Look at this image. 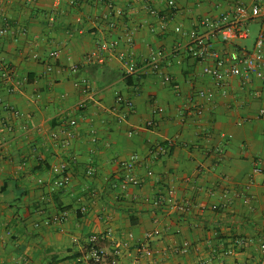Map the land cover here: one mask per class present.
<instances>
[{
	"label": "crops",
	"instance_id": "obj_1",
	"mask_svg": "<svg viewBox=\"0 0 264 264\" xmlns=\"http://www.w3.org/2000/svg\"><path fill=\"white\" fill-rule=\"evenodd\" d=\"M143 1L0 0V8L27 30L19 43L12 35L2 39L0 56L31 82L26 95H12L0 78L3 103L22 112L16 119L0 104V150L5 148L0 152V219L10 225L7 230L0 224V264H262L264 79L242 84L230 78L222 88L203 75L202 64L185 47L186 33L204 19H218L230 3L251 6L257 0H177L181 13L175 16L169 15L166 0H147L158 9V17L145 12ZM109 3L124 12L113 17L115 30L104 19ZM88 14L95 18L91 32L73 38L66 35L67 27H80L79 15ZM52 15L55 23L49 20ZM262 29L260 22L250 38L215 46L252 48ZM129 32L134 34L132 44L127 43ZM101 35L119 40L118 52L135 59L152 49L165 50L163 68L173 82L147 73L126 77L119 68L118 52L105 64H88L85 56ZM35 38L40 44L31 47L29 41ZM58 49L60 58L50 60V52ZM34 52L38 59L33 58ZM47 63L54 65V71L43 76ZM72 65L80 70L71 72ZM82 78L90 81L93 90L106 91L102 115L90 120L85 111L76 112L78 134L64 148L50 132L65 126V111L83 98L75 85ZM201 90L212 91L216 103L196 114L187 108L193 101L207 105L199 97ZM35 94L40 95L37 104L31 101ZM118 94L132 98L134 109L117 104ZM47 106L52 108L51 115L44 113ZM157 107H163L164 113L154 114ZM119 116H124L123 130L116 129ZM154 117L159 125L148 129L146 123ZM91 127L97 144L91 141ZM160 145L168 148L167 154L158 153ZM134 157L137 175L147 176L149 171L153 175L142 186L115 188L126 173L125 163ZM63 160L70 166L73 181L51 192L52 167ZM88 168L94 169L93 175H86ZM40 178L44 185L39 184ZM187 178L189 183L184 181ZM250 183L253 209L244 202ZM160 195L172 197L184 210L159 207ZM82 203L88 205L86 215L79 211ZM61 215L66 217L62 225L52 222ZM94 236L106 252L100 263L91 253ZM186 242L187 251L179 253L177 249ZM143 245L155 250L153 256L141 251ZM66 252L78 257L55 261V255Z\"/></svg>",
	"mask_w": 264,
	"mask_h": 264
},
{
	"label": "built area",
	"instance_id": "obj_2",
	"mask_svg": "<svg viewBox=\"0 0 264 264\" xmlns=\"http://www.w3.org/2000/svg\"><path fill=\"white\" fill-rule=\"evenodd\" d=\"M166 4L169 7V15L175 16L177 13H181V9L177 3V0H166ZM143 7L145 12L151 14L153 17L159 16V11L153 7L149 1H143ZM107 12L104 14V19L108 22L111 30H115L117 25L113 21L114 16H122L123 10L116 7L115 4L109 3ZM51 22H56V18L52 15L49 17ZM264 24V0H257L253 5L249 6L241 2H233L228 4L227 11L222 14L218 19L206 18L197 27H194L186 33L187 44L186 50L190 57L200 62L203 66V75L208 76L215 80L219 86L225 88L227 81L230 78L238 79L242 84H247L254 79H264V30H260L254 42L252 48L245 46L239 48H233L231 50H220L216 48L217 43H233L237 40L250 38L256 30L258 23ZM77 25L80 27L77 29H71L67 27L65 30L66 35L73 38L76 35H85L94 29L95 18L93 15H79L76 19ZM177 32H182L181 26L176 27ZM9 35L13 36L16 43L21 41V38L27 35L25 27H18L14 19L8 16L3 9L0 8V41ZM133 32L127 33V43H133ZM40 44V39L35 38L29 41L31 47H36ZM120 45L119 40H107L104 36L98 37L95 48L85 56V60L88 64H105L108 62L109 57L118 52ZM61 50L51 51L49 56L50 60H58L61 56ZM119 68L126 77L138 75L139 73H147L156 75L166 83L171 84L173 78L170 74L164 71L163 61L166 57V52L163 49H152L150 52L141 59H135L130 57L126 52H118ZM33 58L38 59L39 54L34 52ZM71 72L77 73L80 70L79 65H72L70 67ZM54 71V65L47 63V65L41 71L43 76H47ZM0 78L4 82L5 88L12 95H26L31 85L28 76L21 74L19 68L15 65L9 64L5 58L0 56ZM75 85L81 89L84 93L83 98L76 104L74 108H69L65 111L66 123L62 128L52 130L50 137L57 141L64 148L71 146L72 141L77 137L78 127L80 120L76 116V112L85 111L88 114L90 120H98L101 118L103 109V99L106 97V91L93 90L92 84L87 78L79 79L75 82ZM62 97H65L64 95ZM199 97L207 102V105L202 106L197 101H193L188 110H193L196 114H203L211 109L216 103L215 94L212 91L201 90ZM40 98L39 94H35L31 99L33 104H37ZM116 102L120 106L128 109H134V101L132 98L118 94ZM0 104L4 111L11 114L16 119L22 117V112L10 104H4L2 98H0ZM180 114H183L181 107H177ZM165 109L163 107H157L154 109V114H162ZM46 115L52 114V108L47 106L44 108ZM260 117L264 118V109L260 111ZM124 116H119L116 122V129H124ZM107 127L109 123H105ZM159 125V121L154 117L147 121L146 127L148 129H155ZM91 141L94 144L98 143V138L95 129L92 127ZM128 135L132 136L133 131H128ZM35 152L36 147L32 148ZM160 155L167 154L168 148L160 145L157 148ZM0 152L3 154L5 148H2ZM137 157H134L131 161L125 163L126 173L115 188L121 187L127 189L130 186H142L147 178L153 175L152 171H149L147 176L137 175L135 173V163ZM53 179L49 185L51 192L67 188L73 181L70 166L67 161L63 160L57 165L52 167ZM86 175L91 176L94 174L93 168L86 170ZM185 183H189V179L184 180ZM39 184L44 185L45 180L40 178ZM86 190V189H85ZM252 184H248L245 191V204L253 209L254 198L251 193ZM209 195L207 194L205 198ZM156 204L159 207H172L175 211L181 212L184 210L183 206L176 203L172 197H166L160 195ZM1 208V199H0ZM217 206L213 207L216 210ZM80 213L86 215L88 213V205L82 203L79 208ZM66 217L64 215L54 217L52 222L62 225ZM100 220L104 219V215H100ZM49 222V221H48ZM0 224L7 230L10 229L8 222H3L0 219ZM36 227H40V224H36ZM174 232H178L175 230ZM159 232H153L146 235V239H151L153 235ZM108 236L111 232L107 233ZM92 256L96 262H102L106 256V252L98 245V236L92 238ZM189 243L186 242L183 248L177 249L179 253H185ZM260 249L264 253V234L260 236ZM141 251L146 256H153L155 250L150 245H143ZM264 264V259L261 262Z\"/></svg>",
	"mask_w": 264,
	"mask_h": 264
},
{
	"label": "trees",
	"instance_id": "obj_3",
	"mask_svg": "<svg viewBox=\"0 0 264 264\" xmlns=\"http://www.w3.org/2000/svg\"><path fill=\"white\" fill-rule=\"evenodd\" d=\"M76 257H78V254H70V253L66 252L65 255H55L54 259L56 262H60V261L66 260V259H73Z\"/></svg>",
	"mask_w": 264,
	"mask_h": 264
}]
</instances>
